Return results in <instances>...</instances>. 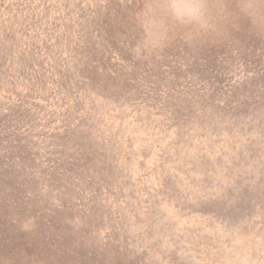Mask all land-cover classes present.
<instances>
[{"label":"rangeland","instance_id":"1","mask_svg":"<svg viewBox=\"0 0 264 264\" xmlns=\"http://www.w3.org/2000/svg\"><path fill=\"white\" fill-rule=\"evenodd\" d=\"M0 264H264V0H0Z\"/></svg>","mask_w":264,"mask_h":264},{"label":"clouds","instance_id":"2","mask_svg":"<svg viewBox=\"0 0 264 264\" xmlns=\"http://www.w3.org/2000/svg\"><path fill=\"white\" fill-rule=\"evenodd\" d=\"M200 7H202V6H200Z\"/></svg>","mask_w":264,"mask_h":264}]
</instances>
